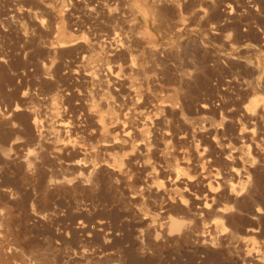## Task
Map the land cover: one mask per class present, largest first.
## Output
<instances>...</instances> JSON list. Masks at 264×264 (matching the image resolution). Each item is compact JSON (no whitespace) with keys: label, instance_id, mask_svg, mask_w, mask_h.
Instances as JSON below:
<instances>
[{"label":"rangeland","instance_id":"1","mask_svg":"<svg viewBox=\"0 0 264 264\" xmlns=\"http://www.w3.org/2000/svg\"><path fill=\"white\" fill-rule=\"evenodd\" d=\"M0 264H264V0H0Z\"/></svg>","mask_w":264,"mask_h":264},{"label":"bare ground","instance_id":"2","mask_svg":"<svg viewBox=\"0 0 264 264\" xmlns=\"http://www.w3.org/2000/svg\"><path fill=\"white\" fill-rule=\"evenodd\" d=\"M214 198V197H213ZM212 201V200H211Z\"/></svg>","mask_w":264,"mask_h":264}]
</instances>
